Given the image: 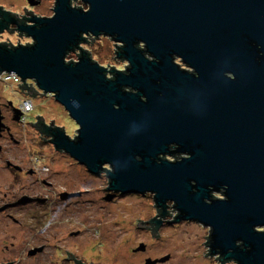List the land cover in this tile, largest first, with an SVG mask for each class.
<instances>
[{
	"label": "water",
	"instance_id": "water-1",
	"mask_svg": "<svg viewBox=\"0 0 264 264\" xmlns=\"http://www.w3.org/2000/svg\"><path fill=\"white\" fill-rule=\"evenodd\" d=\"M73 1L26 29L34 44H0V70L79 127L42 132L91 173L112 166L111 191L153 193L162 215L171 201L175 221L210 227L212 254L264 264V0ZM90 35L116 42L126 69L95 61Z\"/></svg>",
	"mask_w": 264,
	"mask_h": 264
},
{
	"label": "flooded vegetation",
	"instance_id": "flooded-vegetation-1",
	"mask_svg": "<svg viewBox=\"0 0 264 264\" xmlns=\"http://www.w3.org/2000/svg\"><path fill=\"white\" fill-rule=\"evenodd\" d=\"M72 3L73 6L89 9V5L82 0ZM55 7L56 0H0V44L11 48L34 44V39L29 36L26 29L36 27L45 18L53 17ZM101 37L87 36L88 41L82 43L81 47L91 53L92 46ZM74 53L77 57L76 61L80 51ZM177 61L182 64L179 59ZM128 65L129 63L119 70H125ZM110 67L116 69L113 65ZM181 68L184 69V65ZM190 70L193 72V69ZM5 72L0 70V231L6 230L9 234L0 235V242L4 243L0 244V264H114L116 261L109 260L107 255L103 257L104 249L113 248L116 238L108 227L103 231L102 228L96 229L95 235L103 234V238L99 241L88 238L91 229L71 227L72 218H78L82 214L76 206L83 205L85 199L84 201L82 199L91 194V189L85 186L84 180L88 179L83 178L87 172L95 181L102 178L106 181V185L98 189L99 197L103 201L113 204L127 195L109 189V173L113 170L112 166L106 164L99 174H94L86 165L75 159V164L80 169L75 168L74 179L69 175L63 176L62 168L50 167L45 173L38 169L37 164L34 167L31 158L24 152V133L27 126L35 129L42 136L49 137L50 142L53 136L42 132L44 126L50 129V133L57 127L65 131L66 129L56 118L48 121L44 113L37 114L29 121L28 114L35 108L29 96L37 94V84L35 86L29 83L30 80L22 79L16 83L12 78L7 79L9 73ZM23 94L26 95V100H19V96ZM66 133L72 138L77 134L71 135L67 131ZM55 148L54 145L52 149ZM56 152L57 156L70 155L63 150L57 149ZM185 156V154L174 157L167 155L165 158L175 161ZM57 158L59 157L53 159ZM27 177H31L32 181L25 182ZM82 180L84 186L78 188L77 185ZM143 196L153 198L156 213L153 217L139 220L138 229L153 239H161V232L168 225L178 226L190 222L205 226L191 220L175 221L180 211L171 201L167 202V212L162 215L163 210L157 207L155 194L146 193ZM213 197L226 198L224 191L213 194ZM208 228L204 243L207 248L205 256L214 257L216 264H238L233 259H224L221 252L212 254V229ZM259 230L263 231L262 228ZM125 244V242L121 244L118 237L114 251ZM151 247L152 244L149 246L140 242L138 247L132 248L133 255H141L145 264H166L172 261L170 253L151 255Z\"/></svg>",
	"mask_w": 264,
	"mask_h": 264
},
{
	"label": "rangeland",
	"instance_id": "rangeland-1",
	"mask_svg": "<svg viewBox=\"0 0 264 264\" xmlns=\"http://www.w3.org/2000/svg\"><path fill=\"white\" fill-rule=\"evenodd\" d=\"M115 44L116 42L110 37H101L92 46L91 53L93 59L109 69L111 65L115 66L116 69L125 67L128 62H121L115 57V50L117 49V44ZM76 58V54L71 53L67 57V60H75ZM20 81H22L21 78L16 81V83ZM29 83L36 86L34 80H30ZM37 91L44 93L39 88ZM41 95L42 94L37 93L35 97L32 95L29 96L35 107L34 110L28 114L29 121L37 114L44 113L48 121H51L50 119L52 118H56L69 134H76L78 124L56 100L54 95L47 93ZM25 96L24 94L20 95L19 100H26L27 97ZM24 111L28 112V110ZM41 136L42 135L38 131L32 129L30 126H27V130L24 133V152L31 158L35 165L34 167H36L37 164L38 169L45 173H47L50 167L62 168L64 170L63 176L69 175L74 179L75 168L80 169V167H77L75 164L76 160L70 155L68 157L61 154L57 156L55 154L57 153V149L55 148V150H53L54 144L44 139H49V137L42 136L44 137L42 138ZM55 157L59 158L53 159ZM37 159L39 161H36ZM83 178L88 179L84 181H86L85 186L91 189V194L82 199V201L85 199L83 205L76 206L80 209L78 210L79 213L82 214L79 216L80 218L78 217L79 219L77 217H75L76 219L72 218L71 227L91 229L88 233V238L94 241H99L103 238L102 233L95 235L96 229L102 228L103 231L105 227H108L116 238L114 239L115 243L113 244V248L108 247L110 250L104 249L103 257L107 255L109 260L116 261L114 264H145L143 261L144 258L141 257V255L136 254L135 256L132 252V248H136L139 246L140 242H144L149 246L152 244L151 255L158 256L170 253L172 255V261L166 264H216L214 257L208 258L205 256L207 248L204 243L208 235V227L190 222L182 223L178 226L174 224L168 225L161 232V239H153L138 229L139 220L153 217L156 213L154 201L151 196L131 193L127 194L116 203H107L99 197L100 191H98L99 188L106 185L104 178L96 179L95 181L94 177H92L89 172H87L86 176L83 175ZM31 181V177H27L25 180V182L28 183ZM84 181H80L77 187L84 186ZM83 221H85V223H83ZM4 234L9 233L6 230L0 231V235ZM118 237L120 238L121 244L124 242L126 244L114 251V246L118 242ZM0 244L4 243L0 242ZM117 257L119 259H117Z\"/></svg>",
	"mask_w": 264,
	"mask_h": 264
},
{
	"label": "built area",
	"instance_id": "built-area-1",
	"mask_svg": "<svg viewBox=\"0 0 264 264\" xmlns=\"http://www.w3.org/2000/svg\"><path fill=\"white\" fill-rule=\"evenodd\" d=\"M6 73V72H5ZM8 75V78L7 79H10V78H12V79H14L15 81H18L19 79H20V77L19 76H17V75H15V74H7Z\"/></svg>",
	"mask_w": 264,
	"mask_h": 264
},
{
	"label": "trees",
	"instance_id": "trees-1",
	"mask_svg": "<svg viewBox=\"0 0 264 264\" xmlns=\"http://www.w3.org/2000/svg\"><path fill=\"white\" fill-rule=\"evenodd\" d=\"M69 61H72V60H69ZM114 68V67H113Z\"/></svg>",
	"mask_w": 264,
	"mask_h": 264
}]
</instances>
